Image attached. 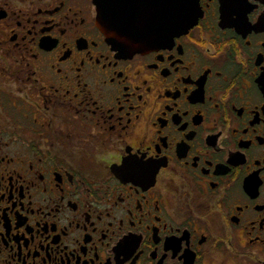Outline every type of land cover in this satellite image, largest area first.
Wrapping results in <instances>:
<instances>
[{
	"label": "flooded vegetation",
	"instance_id": "1",
	"mask_svg": "<svg viewBox=\"0 0 264 264\" xmlns=\"http://www.w3.org/2000/svg\"><path fill=\"white\" fill-rule=\"evenodd\" d=\"M94 1L0 0V264H264V0L130 56Z\"/></svg>",
	"mask_w": 264,
	"mask_h": 264
},
{
	"label": "water",
	"instance_id": "2",
	"mask_svg": "<svg viewBox=\"0 0 264 264\" xmlns=\"http://www.w3.org/2000/svg\"><path fill=\"white\" fill-rule=\"evenodd\" d=\"M121 0H95L97 27L118 54L130 56L162 46L194 26L196 0H153L155 14L126 11Z\"/></svg>",
	"mask_w": 264,
	"mask_h": 264
}]
</instances>
